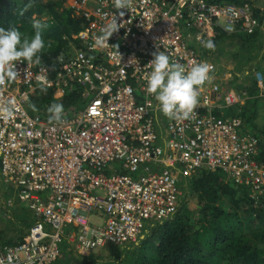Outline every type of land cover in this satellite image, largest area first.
I'll return each mask as SVG.
<instances>
[{"label": "built area", "instance_id": "1", "mask_svg": "<svg viewBox=\"0 0 264 264\" xmlns=\"http://www.w3.org/2000/svg\"><path fill=\"white\" fill-rule=\"evenodd\" d=\"M68 5L85 21L78 34L82 46L63 54L54 71L16 62L19 77L3 93L16 107L12 118H0V173L35 222L26 239L0 249V264H56L63 257L67 228L85 255L133 242L150 222L175 213L182 178L203 169L222 171L252 200L264 201L258 139L240 115L215 112L220 99L225 106L244 104L247 90L222 92L215 63L198 49H207V40L215 44L218 30L254 33L259 26L254 6L133 0L132 11L122 9L120 17L112 0H69ZM116 16L124 26L108 45L92 47L100 29ZM155 52L186 67L213 66V79L198 89L190 118H167L163 131L158 129L159 102L146 90L151 71L146 66ZM42 84L58 92L80 89L85 107L60 123L31 113V98ZM258 86L264 88L261 77ZM92 212L102 221L93 222Z\"/></svg>", "mask_w": 264, "mask_h": 264}, {"label": "trees", "instance_id": "2", "mask_svg": "<svg viewBox=\"0 0 264 264\" xmlns=\"http://www.w3.org/2000/svg\"><path fill=\"white\" fill-rule=\"evenodd\" d=\"M216 1L243 4L248 0ZM28 4L32 6L24 11ZM254 10L259 19L254 33L229 35L218 30L214 51L198 49L215 63L217 72L234 66L237 84L230 82L226 92L240 87L247 90L248 98L243 106L232 110L233 115H240L247 131L258 139L256 159L264 163V127H258L256 122L257 102L264 96V88L258 86V74L264 80V12L255 6ZM33 16L46 25L41 30L45 48L39 54L40 65L54 71L57 57L82 46L78 34L85 21L65 0H0V27L19 28L22 41L35 35ZM81 92L78 88L63 92L38 90L31 98L29 111L49 119L48 107L60 103L64 106L63 116H70L86 105ZM159 117L158 129L163 131L165 121L160 113ZM180 188L178 206L172 216L150 222L133 242L108 246V258L93 253L75 254L65 239L61 245L63 257L56 264H264V201L252 200L245 187L236 185L219 170L197 171L182 178ZM3 204L0 187V205ZM14 215L17 235L8 237L0 232V249L26 239L35 222L29 210ZM4 237L6 240H2Z\"/></svg>", "mask_w": 264, "mask_h": 264}, {"label": "clouds", "instance_id": "3", "mask_svg": "<svg viewBox=\"0 0 264 264\" xmlns=\"http://www.w3.org/2000/svg\"><path fill=\"white\" fill-rule=\"evenodd\" d=\"M112 2L120 17L125 15L124 11H121L122 9L132 11L133 0H112ZM31 6V4L25 5L24 11H27ZM32 20L35 35L30 40L23 39L22 41L19 28L0 27V118L10 119L14 115L15 101L5 100L3 93L8 85L19 77L16 62L27 61L29 66L41 63L39 54L45 48L41 30L46 25L37 20L35 16ZM123 26V24H118L117 16L110 20L100 29V35L94 37L92 47L108 45L109 39ZM204 47L214 51L216 46L212 40H207L204 42ZM153 56L154 59L146 66L151 69L146 76L147 92L154 95L156 101L159 102L160 112L169 120L179 122L189 119L198 104V89L213 79L211 75L213 66L207 62H200L186 67L179 62H170V58L165 52H155ZM57 59L62 60V54ZM41 91H47L43 84ZM32 107L34 111L37 110L35 105ZM47 112L50 123L62 122L63 104L52 103Z\"/></svg>", "mask_w": 264, "mask_h": 264}, {"label": "rangeland", "instance_id": "4", "mask_svg": "<svg viewBox=\"0 0 264 264\" xmlns=\"http://www.w3.org/2000/svg\"><path fill=\"white\" fill-rule=\"evenodd\" d=\"M65 1L68 4L69 0H65ZM218 76H219L218 82H219V85L222 89V92L224 90H226L225 87H226L228 82L230 83V82L234 81L235 84H237L234 77L229 76V78L227 79V78H225V76H220L219 74H218ZM259 77H261V76L258 74V78ZM261 78L263 80V77H261ZM235 86H237V85H235ZM233 89H237V90L239 89L240 90V87H233ZM258 108L261 111L259 113L258 118L256 119L257 120L256 121L257 126L258 127H264V102L263 103L258 102ZM159 113L162 116L163 120L166 121L167 118L165 116H163V114L161 112H159ZM233 113H234V111H231L232 115H233ZM246 127L247 126H245V128ZM248 128H251V125H249ZM0 187H1V198L3 199V202H4L3 205H0V232H4L5 234L8 235V237H10V235H13V236L17 235V233L15 232V227H14L15 226L14 225L15 219H12L15 216L14 212L22 213V212H25L26 210H28V208H27L25 203L18 201L14 188L4 182L1 173H0ZM9 199H12L14 201V205L11 207H9L7 205V201ZM90 219L93 222H95V221H102L103 218L98 212H92V213H90ZM2 240H6L5 237ZM110 246L119 247V246H115V245H110ZM120 246H122V245H120ZM109 253H110V250H109L108 246H105L103 248H99L93 252V254H95V255H98V254L103 255V256H105V258H108V255H110Z\"/></svg>", "mask_w": 264, "mask_h": 264}, {"label": "crops", "instance_id": "5", "mask_svg": "<svg viewBox=\"0 0 264 264\" xmlns=\"http://www.w3.org/2000/svg\"><path fill=\"white\" fill-rule=\"evenodd\" d=\"M247 2L251 3L256 8H260L264 12V0H248ZM233 72H234V66L223 67L221 70H219L216 73V76L219 77L218 76V74H219L220 76H225V78L228 79L229 76L233 77V74H234ZM228 87H229V82L227 83L225 88L227 89ZM263 99H264V96L260 100H258V102L263 103L264 102ZM246 101L244 102V104L246 103ZM258 102H257V105H258ZM224 103H225L224 99H220L219 102L217 103L218 107L215 110V112L217 114L223 115V116H232V114H231L232 110H236L237 107H241L244 105V104H241V105L225 106ZM260 111L261 110L258 108V113H260ZM65 233H66V235H65L64 240L66 239L71 244L75 254H76V252L79 253L76 249L75 240L73 238L74 232L71 231V228H67ZM93 252H90L89 254H86V255L81 254V253H79V254L84 255V256H89Z\"/></svg>", "mask_w": 264, "mask_h": 264}]
</instances>
